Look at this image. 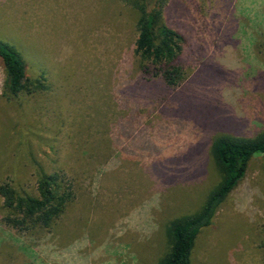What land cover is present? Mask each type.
<instances>
[{
  "label": "rangeland",
  "instance_id": "374dc122",
  "mask_svg": "<svg viewBox=\"0 0 264 264\" xmlns=\"http://www.w3.org/2000/svg\"><path fill=\"white\" fill-rule=\"evenodd\" d=\"M137 15L120 0H0V43L45 89L2 97L0 186L37 196L58 174L74 200L49 229L14 228L0 196V264H158L167 227L219 181L218 136L264 130V0H166L184 81L134 55ZM263 155L195 241L192 264H264Z\"/></svg>",
  "mask_w": 264,
  "mask_h": 264
},
{
  "label": "trees",
  "instance_id": "16d2710c",
  "mask_svg": "<svg viewBox=\"0 0 264 264\" xmlns=\"http://www.w3.org/2000/svg\"><path fill=\"white\" fill-rule=\"evenodd\" d=\"M120 1L130 6L137 15L134 55L138 57L141 71L147 73L148 66H157L155 75L160 73L167 86L181 84L184 72L179 56L183 37L161 22L166 0ZM0 59L4 72L2 97L6 101L16 99L21 93L31 94L33 90L45 89L41 81L27 78L21 57L2 43ZM209 153L219 173V181L196 213L169 224L166 230L169 250L158 264H192L191 255L196 239L210 228L219 208L244 178L255 154L263 155L264 170V130L252 138L218 136L211 142ZM0 196L8 212L7 223L18 229L29 226L49 229L75 197L73 187L64 183L58 174L41 175L36 197L20 195L8 184L0 186Z\"/></svg>",
  "mask_w": 264,
  "mask_h": 264
},
{
  "label": "crops",
  "instance_id": "0c3cea01",
  "mask_svg": "<svg viewBox=\"0 0 264 264\" xmlns=\"http://www.w3.org/2000/svg\"><path fill=\"white\" fill-rule=\"evenodd\" d=\"M51 262V264H59V261H53L52 259L50 260ZM38 264H42L41 262H39Z\"/></svg>",
  "mask_w": 264,
  "mask_h": 264
}]
</instances>
